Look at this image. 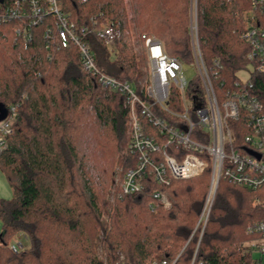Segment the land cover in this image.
<instances>
[{"label":"trees","instance_id":"obj_1","mask_svg":"<svg viewBox=\"0 0 264 264\" xmlns=\"http://www.w3.org/2000/svg\"><path fill=\"white\" fill-rule=\"evenodd\" d=\"M131 3L140 36H154L166 53L192 66L190 0ZM62 6L79 27H89L85 42L99 71L140 88L144 73L131 42L125 0H63ZM246 11L253 14L247 24L253 21L264 30V6L254 9V0H197L198 42L206 67L218 72L213 83L220 96L241 83L238 74L250 67L243 39ZM102 25L118 36L113 49L95 35ZM20 26L0 23V104L7 110L19 105L14 134L0 154L14 194L11 200L0 198V264H250L252 256L242 244L259 236L248 230L264 221V187L253 191L222 180L203 230L199 219L210 168L200 178L169 186L150 179L140 195L120 197L119 190L108 223L102 220L112 167L128 142L130 108L124 96L83 71L76 47L52 50L49 60L46 25L33 30L28 45L15 43ZM216 59L222 64L218 69ZM248 81L264 103V72L252 70ZM199 85L196 75L189 90ZM173 96L170 108L179 112ZM144 126L158 138L155 128L146 121ZM234 127L239 140L249 133L242 122ZM103 129L110 131L107 139L96 133ZM168 151L176 152L172 146ZM123 155L126 171L134 159L127 151ZM156 190L168 196L170 208L151 211ZM20 233L29 247L16 252L10 243Z\"/></svg>","mask_w":264,"mask_h":264},{"label":"built area","instance_id":"obj_2","mask_svg":"<svg viewBox=\"0 0 264 264\" xmlns=\"http://www.w3.org/2000/svg\"><path fill=\"white\" fill-rule=\"evenodd\" d=\"M88 1L81 0V3ZM62 2L0 0V23L21 22L14 35L15 43L23 45L32 42L35 28L46 25L44 33L49 60L52 50L74 46L83 71L96 76L102 87L125 97L130 108L127 153L134 159V165L124 172L120 197L142 194L150 179L158 186H169L174 181L200 178L210 168L208 193L199 219V226L204 230L222 180L253 191L264 187V103L253 94V85L248 80L236 83L234 89L223 96L218 95L213 83V76L218 72L206 67L196 20L191 25L194 64L190 67L196 70L199 87L189 90V66L166 53L159 40L143 35L149 77L143 87L135 88L130 82L119 81L99 71L94 54L85 42L89 27L74 23L70 13L64 11ZM263 6L264 0H254V9ZM95 35L108 48L116 47L118 36L108 25L96 28ZM243 39L250 49L247 55L250 67L263 73L264 30L248 22ZM221 65L219 59L213 61L216 69ZM173 93L181 107L179 112L170 108ZM155 108L158 113L154 112ZM18 116L19 105H13L7 118L0 122V154L8 148ZM144 121L157 130L159 139L147 132ZM239 122L249 130L241 140L237 139L234 127ZM171 146L176 150L173 155L168 151ZM150 197L151 211L171 207L170 199L161 190L152 192ZM248 234L259 235L244 245L252 256L250 264H264V221L250 227ZM17 239L19 241L11 246L14 251L29 247L24 234Z\"/></svg>","mask_w":264,"mask_h":264},{"label":"rangeland","instance_id":"obj_3","mask_svg":"<svg viewBox=\"0 0 264 264\" xmlns=\"http://www.w3.org/2000/svg\"><path fill=\"white\" fill-rule=\"evenodd\" d=\"M126 2V6H127V12L129 14V18H130V36H131V42L132 45L134 47V51L138 57V61L140 63L141 66V70L144 73V77L143 79L140 81V87H143L145 85V83L148 81V77H149V66H148V58H147V51H146V47L143 43L142 40V36H140V33L137 31L134 20H133V9H132V3L131 0H125ZM190 5H191V25L192 22L194 23L196 20V8H197V0H190ZM247 16V19L245 18ZM252 17L253 14L250 13L249 11H246L243 14V21H244V25L245 27L247 26V20L249 17ZM253 22V21H250ZM195 24V23H194ZM154 37V36H152ZM155 38V37H154ZM3 58H7L6 55L5 57L3 56ZM188 68V79L194 80L196 77V70L192 67H187ZM252 71L251 67H248L245 71L241 72L238 74V77L240 78V80L242 82H246L249 79V75ZM136 88V87H135ZM97 135L102 138V139H107L110 135V131L108 129H103L101 131L96 132ZM127 141L124 147V152L121 154V156H117V158L115 159L114 165L112 167V172L114 173L113 177H112V183L109 189V193L107 195V202L108 205L103 213L102 216V220L105 223H108V216H107V212L110 209V206H112L115 202V199L118 197V193L120 190V185L122 182V178L125 172L124 169V160H125V156L123 155L124 153H126L127 148H128V143H129V128H127V137H126ZM14 194H13V190L5 176V174L3 173L1 167H0V198L2 199H7V200H11L13 198ZM258 203V202H257ZM1 225H0V234H1ZM22 233L18 234L17 236H21ZM17 236L15 237V239H13L10 243V246L14 245L15 243H17L19 241V239H17ZM247 241H245L242 244V249L244 253H247L244 245ZM98 253L100 256L101 260H104L102 252L100 249H98ZM248 254V253H247ZM257 256V255H256Z\"/></svg>","mask_w":264,"mask_h":264},{"label":"water","instance_id":"obj_4","mask_svg":"<svg viewBox=\"0 0 264 264\" xmlns=\"http://www.w3.org/2000/svg\"><path fill=\"white\" fill-rule=\"evenodd\" d=\"M7 115H8V110L4 107L3 104H0V122L5 120L7 118ZM252 155L255 154L252 153Z\"/></svg>","mask_w":264,"mask_h":264}]
</instances>
